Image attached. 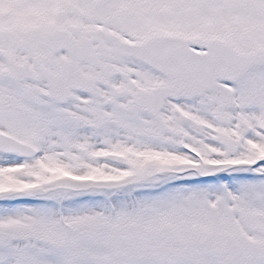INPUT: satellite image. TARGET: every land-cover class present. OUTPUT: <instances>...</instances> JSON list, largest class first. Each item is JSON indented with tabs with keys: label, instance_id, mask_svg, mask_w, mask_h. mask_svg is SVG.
Wrapping results in <instances>:
<instances>
[{
	"label": "snow or ice",
	"instance_id": "6c2138e0",
	"mask_svg": "<svg viewBox=\"0 0 264 264\" xmlns=\"http://www.w3.org/2000/svg\"><path fill=\"white\" fill-rule=\"evenodd\" d=\"M0 264H264V0H0Z\"/></svg>",
	"mask_w": 264,
	"mask_h": 264
}]
</instances>
